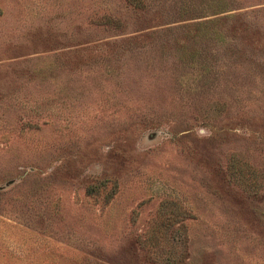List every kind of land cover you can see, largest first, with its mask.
<instances>
[{
  "label": "rangeland",
  "instance_id": "1",
  "mask_svg": "<svg viewBox=\"0 0 264 264\" xmlns=\"http://www.w3.org/2000/svg\"><path fill=\"white\" fill-rule=\"evenodd\" d=\"M0 264H264V0H0Z\"/></svg>",
  "mask_w": 264,
  "mask_h": 264
},
{
  "label": "trees",
  "instance_id": "2",
  "mask_svg": "<svg viewBox=\"0 0 264 264\" xmlns=\"http://www.w3.org/2000/svg\"><path fill=\"white\" fill-rule=\"evenodd\" d=\"M109 21L111 22L112 20L111 19L109 20V18H107V22H109Z\"/></svg>",
  "mask_w": 264,
  "mask_h": 264
}]
</instances>
